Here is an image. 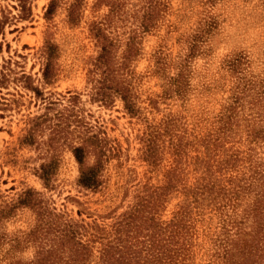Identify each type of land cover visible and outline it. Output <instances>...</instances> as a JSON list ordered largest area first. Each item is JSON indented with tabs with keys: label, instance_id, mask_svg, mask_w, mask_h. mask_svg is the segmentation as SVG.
<instances>
[{
	"label": "rangeland",
	"instance_id": "1",
	"mask_svg": "<svg viewBox=\"0 0 264 264\" xmlns=\"http://www.w3.org/2000/svg\"><path fill=\"white\" fill-rule=\"evenodd\" d=\"M0 264H264V0H0Z\"/></svg>",
	"mask_w": 264,
	"mask_h": 264
},
{
	"label": "trees",
	"instance_id": "2",
	"mask_svg": "<svg viewBox=\"0 0 264 264\" xmlns=\"http://www.w3.org/2000/svg\"><path fill=\"white\" fill-rule=\"evenodd\" d=\"M83 180H86V176L84 177V179Z\"/></svg>",
	"mask_w": 264,
	"mask_h": 264
}]
</instances>
